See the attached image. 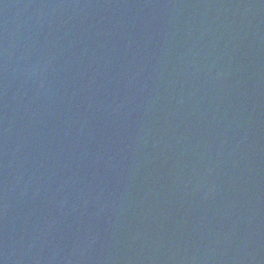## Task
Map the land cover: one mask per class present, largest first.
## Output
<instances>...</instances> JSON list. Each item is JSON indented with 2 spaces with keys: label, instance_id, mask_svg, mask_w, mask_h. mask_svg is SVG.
Returning <instances> with one entry per match:
<instances>
[{
  "label": "water",
  "instance_id": "95a60500",
  "mask_svg": "<svg viewBox=\"0 0 264 264\" xmlns=\"http://www.w3.org/2000/svg\"><path fill=\"white\" fill-rule=\"evenodd\" d=\"M0 264H264V0H0Z\"/></svg>",
  "mask_w": 264,
  "mask_h": 264
}]
</instances>
